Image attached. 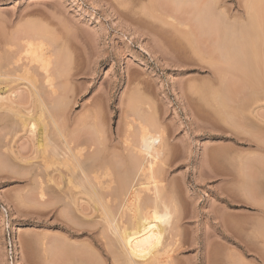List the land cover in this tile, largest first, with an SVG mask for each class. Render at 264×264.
Wrapping results in <instances>:
<instances>
[{
    "label": "rangeland",
    "instance_id": "rangeland-1",
    "mask_svg": "<svg viewBox=\"0 0 264 264\" xmlns=\"http://www.w3.org/2000/svg\"><path fill=\"white\" fill-rule=\"evenodd\" d=\"M214 4L226 6L232 16L239 12L256 28L264 29V0H0V52L18 50V54L31 39L52 45L59 94L51 98L45 87L41 89L43 100L55 105L54 110L60 106L59 113L67 116L62 125L69 123V131L84 141H79L83 155L106 146L111 135L115 150L125 147V136L134 129L129 139H137L141 122L136 117L163 132L165 150L172 149L164 156L165 177L175 180L180 205L178 264H264V215L259 207L264 200V151L259 148L264 140V43L259 45L263 61L255 58L248 67L230 52L227 55L224 45L218 46L222 33L210 23L215 20L214 11L218 13V5L212 7L214 11L210 8ZM32 76L28 80L12 76L0 82V94L11 96L0 100V116L7 123L0 122V264H12L7 247L10 233L18 247L15 264H48L50 258L42 251L40 238L66 233L63 217H59L63 208L54 210L56 205L51 203L64 193L50 190L54 199L43 202L52 205L44 206L38 205L33 188L37 167L45 168L43 163L50 160L51 147L43 133H51L53 126L49 125V110L30 91V82L37 80L33 84L41 86L44 77ZM216 82H221L217 84L220 88ZM221 86L224 92L217 89ZM23 113L35 118L36 133L24 129ZM93 127L103 134L96 135ZM91 135L103 142L94 141ZM115 159L112 167L117 175L120 165ZM42 167L39 172L46 181L56 166H47L44 172Z\"/></svg>",
    "mask_w": 264,
    "mask_h": 264
},
{
    "label": "bare ground",
    "instance_id": "bare-ground-1",
    "mask_svg": "<svg viewBox=\"0 0 264 264\" xmlns=\"http://www.w3.org/2000/svg\"><path fill=\"white\" fill-rule=\"evenodd\" d=\"M177 1L179 2V0H177ZM214 5H212V6L210 5L211 6L210 8H212V7L216 8L217 5L216 4H214ZM225 7L226 6L218 5V7L216 8V10L218 9L217 14L215 13L216 11H214L215 9L212 8V10L214 11V16H215L214 19L215 20H214V22L212 21L213 23L212 22H210V23L212 25L214 24V26H215L214 29H217V28L219 29V30L218 29L216 30V31H218L219 34L222 33L220 36L222 38L218 37L220 39L219 43L222 45H218L219 43L217 45L219 47H223V45H224L225 49L227 50L226 54L230 52L229 55L230 56L232 55L231 56L232 58L235 57L236 61L239 60L238 62L240 64H243V65L245 64V66L248 67V66L252 65V63H255V58H257L256 59V62H257V60H260V58L263 56V55L261 56V54H260L261 51L259 53V50H260L259 45H262L264 43L263 42L264 41V33H262L264 31V29L262 30L261 26L259 27L257 23L256 24H257L258 28H256V26H254L255 23L252 24L250 21H246V19H244V17H242L243 15H241V16L238 15L239 12L236 15H233V16L230 15L229 12L226 11ZM210 8L208 7L209 11H210ZM199 9H201V8H199ZM250 10L251 9H249V11ZM199 11L200 10H198V12ZM203 11H206L205 8L203 9ZM248 13L250 14V12H248ZM208 14H209V12H208ZM211 14L213 15V12ZM207 15H205V16H207ZM199 17H200V15H199ZM205 18H209V17L207 16ZM194 19H195V17H194ZM250 19H251V17H250ZM206 20L207 19H205V21ZM254 21L255 20H253V22ZM261 21L262 20H260V22ZM255 22H258V21H255ZM210 28L209 29L207 28V29L209 31H211L212 29L210 30ZM202 32H203V30H202ZM218 33H217V35H218ZM24 39L27 40L26 38H24ZM31 40L30 41L27 40L28 41L27 43L25 42L27 44L25 46V49L21 50L20 53L18 52V54H17L18 50H16V53L12 52L14 54H12L8 51H6L8 53L4 52L5 54H1V52H0V82L1 81H7L5 79L12 77V76L17 77V80H18V78L23 79V80H28L29 79L27 77L28 75H33L35 77L38 75V72H41L42 74L41 73H39V74L42 77H44V80L41 79V80H43V82L40 83L41 86H39V84H38V86L33 84L34 82L37 81V80L33 79L30 82L31 86H32V89H30V91L35 92L40 97V99L38 98L39 101L42 102V103L40 102V104L41 105L44 104L47 107V109L49 110V116H50V121H51L52 125L50 124L49 121L48 122H49V125L51 127L53 126V130L51 133H48V135L46 134V136H45V133H46V131H45L46 128H45V130H44L45 132L43 134H44V137L46 138V141H47V142L46 141L45 142L47 143V145H49L51 147V150H50L51 154L49 155L50 160H48L47 163L44 162L43 165L45 166V168H48L51 165H53V167L56 166V168L49 175L47 174V176H45V177H49V178L47 180L45 179L46 181H44L42 179V176L40 175V172H39L40 168L42 166H41V164L39 165V163H38V165H39L37 167L38 171L35 169L37 171V175L34 173L35 174L34 177L36 176V180L34 182L33 188L35 189L36 194H37V200L39 203L38 205H41L42 203L44 204V202H43L44 199L46 201L47 198L50 199L53 196L52 192H51L52 195L49 193L50 190H52L54 192L60 191V192L64 193L63 195L60 194V195H62L60 197L58 194V198L55 195L56 198H55V200L51 201V203L56 205V208L54 207V210L59 209V208H63V210L60 209L61 210L60 214L62 216H59V217H63V223L61 225L63 226V228H65V231H66V233H64V234H60L61 233L60 232L59 234L52 236V238L49 237L50 239H48L46 236L44 238H40V240L38 239L40 241L39 245L41 246L42 251L45 250L46 253L48 254L46 256H48V258H50V259H47L48 264H178L179 263V262H177L178 253H179V251H181L180 246L178 245L179 244V242H178L179 236H181V234H180L181 233V231H180V229H181L180 217H179V213H178L179 212L178 206L180 207V205H178V203H177V199H178L176 196L177 184H175V182H174L175 180L174 181L173 180L167 181L168 179H166L167 176L165 175V174H167L166 170H165L167 167H164L166 163L163 164L165 162L164 156H166L169 152H172L171 151L172 149L171 150L169 149V152L165 150V147H167L168 145L167 146L165 145V143L167 141L164 140L166 137L163 138V136H162V135H164L163 132L161 134L159 131L153 130V128L151 129L150 127H153V126L145 124L144 120H143V122H144L143 123L140 118L136 117L138 120L140 119L139 122L136 119L137 120L136 122L137 123L141 122L140 125H138L139 128L137 126V129H138L137 131L139 133L135 132L136 133L135 137H138V138L137 139H134V137H133V139L130 138L132 141L129 139V137L134 133L133 131L135 129L132 132L130 131L132 133L130 136H129L130 132L127 133L125 136L126 138L124 137L125 138L124 140L126 142L125 147L123 149L122 148L119 149V150L122 149L123 151L121 150V152H118L119 151L118 149L115 150V148H117V147L114 148V144H112V142H114V141H112L113 138L111 139L112 135L110 136V133H108L109 134L108 136H110L109 142L106 144V146H104L105 148L103 147L104 149L102 147H101L102 149L95 147V149L93 151L90 150V152L88 151L89 153L87 155H83L82 154L83 151H82V148H80V146L84 141H81V139L79 140L78 139L79 136H77L76 133H75L76 137L74 136L73 133L75 131L72 133L69 131L70 130V128L68 127L69 123L67 124L65 122L66 125L64 123L62 125V122L64 120V116H65V118L67 116L64 113H61V114L59 113L61 110L60 106H58L59 110H54L53 108L56 107L55 105H53L52 103H51L52 104L51 105L50 102L46 103V101L43 100V95H42L43 89H44V91L46 88L48 89V90H46L47 93H45V94H48V95L50 94L51 96L50 95L49 96L51 98L53 96L56 97L57 93L59 94V92H58L59 88H58L57 83H56V80H58L57 78L59 75L57 74L56 70L53 69V67H54L53 66V60L54 59L52 57H54V56H52L53 54L51 55V53H50L53 50L51 48L52 45L51 44L48 45L47 44L48 41L44 42V40L43 41L38 40V39H37V41L35 39H34L35 41L34 40L31 41ZM214 41L217 42L218 40H214ZM258 43H260V44H258ZM214 47H215V44H214ZM11 49H10V51H11ZM54 50H53V52H54ZM215 50H216V47H215ZM219 50L220 49L217 50L218 53H219ZM221 51H222V49H221ZM262 52H263V50H262ZM220 55H221V57H223L222 52H220ZM229 59H230V57H229ZM261 60L263 61L262 58H261ZM228 61H226V62H228ZM240 61L243 63H241ZM223 62H224V60H223ZM56 64H57V62H56ZM228 64H230V63H228ZM262 65L264 66V63ZM230 68H232V67H230ZM261 68H263V67L259 66V69H261ZM242 69L243 68H241V70ZM247 71H246V74L247 73L250 74V72L249 71L247 72ZM253 71H255V70H253ZM241 72H243V71H241ZM263 72H264V70H263ZM40 75H38V76H40ZM33 76H32V78H33ZM254 76L256 77V75H254ZM253 79H255V78H253ZM14 80H16V79H14ZM252 82H254V81H252ZM252 82H251V84H252ZM42 83H43V86H42ZM217 84H221V82L220 83L216 82V85ZM222 84H224L223 81H222ZM12 86H14V85H12ZM217 86L219 87V85H217ZM223 86H225V85H223ZM209 87H211V86H209ZM213 88H215V87L213 86ZM219 88H217L219 91L221 90L224 92L225 88L222 89V86H221V89H219ZM12 89H14V88L12 87ZM254 89H256V88H254ZM9 91H10V93L15 94L14 90L10 89ZM215 91L213 92L214 96H215ZM15 92H16V89H15ZM209 92L211 93V91H209ZM220 93L221 92H219V94ZM224 94H226V92ZM224 94L221 96L223 97ZM0 95H1V97H0L1 101L5 100V98L7 99L10 96L9 95L8 97H4V95H2V94H0ZM216 96H217V94H216ZM218 96H217V98H218ZM227 96H225V97L227 98ZM55 97L53 99H55ZM59 97H57V98L59 99ZM217 98L215 97L216 101H217ZM9 99L11 100L12 98H9ZM218 101H219V99H218ZM11 102H13V101H11ZM55 102H58L57 99L55 100ZM220 102L221 101H219V103ZM2 106L3 105L0 104L1 109H2ZM213 107H215V105ZM225 107L227 109L228 106H224V108ZM10 108L13 109V106H11ZM51 108H52V110H51ZM14 110H15V107H14ZM14 110H12V111H14ZM47 111H45V112H47ZM19 112H21V111H18V113ZM19 114H18V116H19ZM20 117L23 118V120L22 119L21 120L24 123V129L27 127L26 129H28L29 132H32L33 134L36 133L37 125H36L35 121H33V119H35V118L32 117V115L24 114V113ZM45 117H46V115H45ZM141 117L143 118V116H141ZM60 118H61V121H60ZM91 118H92V116H91ZM95 120H96V118H95ZM95 120H93V121H95ZM134 120H135V118H134ZM96 121L98 122V118ZM0 122L2 125H4V124L7 125V123H5V121H3L2 117L0 119ZM257 122L255 121L254 123L257 124ZM153 123L154 122L152 121L151 125ZM254 123H253V126H254ZM13 124L15 125V122ZM97 124H99V122ZM127 124H129V123H127ZM14 125H13V127H14ZM64 126H67V127H64ZM96 126H99V125H96ZM90 128H91V125H90ZM93 128L95 130H97L96 132H98V133H95V131H94V133L96 135H100L101 133L103 134L102 131L100 132V129H98V127H96V128L93 127ZM131 128H129V129L131 130ZM258 128H260V127H258ZM158 129H159V127H158ZM242 129H243V127H242ZM47 130H48V128H47ZM250 130H251V128H250ZM124 132H125V130H124ZM124 132H123V134H124ZM252 132L254 133L255 131L253 130ZM252 132L250 131V135ZM258 132H261V131H258ZM253 133H252V135H253ZM137 134H139V135L137 136ZM257 134L260 136V133H257ZM84 135H85V133H84ZM96 135H95V137H96ZM86 136H87V133H86ZM91 136L94 139V141H96V139H98L99 140L98 142H100V143L103 142V141H100L101 138H98V136L96 138L94 137V135H91ZM260 137H262V136H260ZM88 139H90V137ZM88 139H87V141L89 142ZM252 139H253V137L251 138V140ZM83 140H85V139H83ZM122 140H121V142H122ZM261 140H263V138ZM261 140H260V142H261ZM79 141H81L82 143H80ZM90 143H92V142L90 141ZM94 143H96V145L99 144L97 142H94ZM115 146H117V143L115 144ZM257 147H258V145H257ZM168 148H171V147L169 146ZM259 148L264 151V140L262 141V145H259ZM262 150H259V151H262ZM262 152H260V153H262ZM170 154L172 155V153H170ZM117 157H118V163H119L118 165H120L118 167L120 168V170H119V173L116 175V173L114 172L115 169L113 170V167H112V162H113V160L115 161L116 160L115 158H117ZM253 157H254V155H253ZM260 158H262V157H260ZM247 161H248V159H247ZM263 161H264V159H263ZM252 163H254V162H252ZM261 163H262V161H261ZM61 165L64 169H61L62 168ZM247 166H248V164H247ZM118 167L116 166V169H119ZM42 168H43V172H44L45 168L44 167H42ZM243 168H242V170H243ZM246 169L247 168H245V170ZM167 170H169V169H167ZM260 171H261V168H260ZM262 173H264V171H262ZM254 175H255V173H254ZM245 176H247V175H245ZM249 177L252 178V174ZM260 177H261V175H260ZM249 179L250 178H248V180ZM263 179H264V177H263ZM250 183H249V186H250ZM45 184H47L46 186L48 188L45 186ZM245 184L247 185V183H245ZM246 185L245 186L243 185L241 187H246ZM257 185H256V187H257ZM252 188L250 189L251 191H253ZM248 192H249V190H248ZM251 194H250V196H251ZM62 197H63V199H62ZM257 197H258V195H257ZM52 198L54 199V197H52ZM244 198H246V197H244ZM249 198L253 199V196L249 197ZM262 199H263V197H262ZM249 200H246V201L248 202ZM259 200H258V203H259ZM236 201H237V199H236ZM252 201H254V200H252ZM35 202L37 204V201H35ZM261 202H262V204L259 205L260 214L262 211L263 212L262 215H264V204H263L264 200L260 201V203ZM48 203L50 204V201L47 202L46 204H44V206L45 205L48 206L49 205ZM244 203H245V200H244ZM255 203H257V202H255ZM52 204H50V205H52ZM263 218H261V219H263ZM261 221H264V220H261ZM262 226L264 227V225H262ZM263 231H264V229H263ZM261 233L264 236V232H261ZM257 234H259V233H257ZM43 236H44V234H43ZM263 236H262V238H263ZM37 247H38V245H37ZM41 248H39V249H41ZM256 250H257V248H256ZM42 254H43V252H42ZM42 254L40 253V255H42ZM37 255H39V254L37 253ZM110 257H111V261H109ZM261 257L262 256H260V258ZM39 258H41V256ZM41 261H42V259H41ZM237 261L240 262L237 259L236 263H238ZM45 264H46V262H45Z\"/></svg>",
    "mask_w": 264,
    "mask_h": 264
},
{
    "label": "built area",
    "instance_id": "built-area-1",
    "mask_svg": "<svg viewBox=\"0 0 264 264\" xmlns=\"http://www.w3.org/2000/svg\"><path fill=\"white\" fill-rule=\"evenodd\" d=\"M7 247L9 249L11 263L15 264V261L17 260V256H18V247H17L15 235L12 233L9 234Z\"/></svg>",
    "mask_w": 264,
    "mask_h": 264
}]
</instances>
